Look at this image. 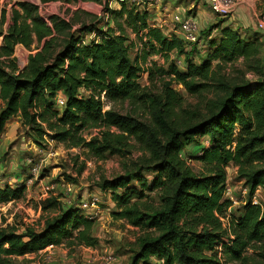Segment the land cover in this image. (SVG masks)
Wrapping results in <instances>:
<instances>
[{
    "label": "trees",
    "instance_id": "1",
    "mask_svg": "<svg viewBox=\"0 0 264 264\" xmlns=\"http://www.w3.org/2000/svg\"><path fill=\"white\" fill-rule=\"evenodd\" d=\"M137 7L121 5L113 14L120 19L126 15L124 23L133 33L145 32V48L157 46L185 57V72L172 67L167 76L196 101L194 106L169 83L140 87L141 73L150 81L156 76L152 66L142 67L154 52L141 50L132 61L126 43L133 42L116 18L118 35L108 28L100 39L84 44L71 31L79 22L84 31L85 22L52 17L47 24L37 5L18 2L5 34L0 32V134L8 120L19 116L37 140L49 133L54 142L84 147L96 159L106 154L129 157L125 174L103 181L101 187L124 191L112 194L118 209L115 218L142 232L132 264H153L152 259L159 264H222L221 253L228 263L254 264L249 251L264 247V204L251 201L257 188L264 191V35L247 37L230 25H217L221 36L212 40L209 34L208 56L194 64L189 60L192 51L185 47L197 42L183 44L149 28L147 12ZM5 14L0 10V22ZM17 46L30 52L22 67L13 58ZM102 95L114 104L128 103L130 109L103 111ZM58 96L64 98L62 107L55 103ZM88 130L97 135L86 141L83 133ZM187 149L198 151L200 172L182 157ZM229 163L237 167L248 201L243 216L224 227L221 220L231 206L224 198ZM142 172L155 173L153 182L129 188L130 180ZM153 192L158 203L150 200ZM22 193V187L6 185L0 188V204L18 200ZM46 208H54L56 214L39 230L0 228V264H15V258L59 245L63 239L70 245L95 244L93 220L84 212L59 208L54 198L46 200Z\"/></svg>",
    "mask_w": 264,
    "mask_h": 264
},
{
    "label": "rangeland",
    "instance_id": "2",
    "mask_svg": "<svg viewBox=\"0 0 264 264\" xmlns=\"http://www.w3.org/2000/svg\"><path fill=\"white\" fill-rule=\"evenodd\" d=\"M236 1L238 2V10L249 8L250 13L251 11L263 12L264 0ZM18 2H29L37 5L41 19L47 24H50L52 17L65 20L78 18L85 22L84 31H81L83 28L81 22L74 25L71 31L75 38H79V41L84 44L97 41L108 28L118 35V30L114 25L116 18L118 22L123 24L127 36L133 42V45L129 42L126 43L132 61L138 57L139 53L141 54V50L154 52L147 57V62L142 67L149 69L152 66V72L156 76L153 81H150L147 73H141L138 79L140 87L157 88L164 82L169 83L171 89L187 99L191 107L196 103L182 86L172 81L169 82L172 77L167 76V74L171 75L172 67L185 72L187 65L185 57L176 56L175 51H161L157 46L153 47L154 50L145 48V32L140 33V35L133 33L124 23L123 19L126 18V15L120 19L113 14V12H119L121 5H123L119 4L117 0H99L97 2L79 0L76 3L1 0L0 10L6 12L4 21L0 22V32L3 34L9 26L11 10ZM125 6L128 8L132 4L126 3ZM137 8L139 12H147L146 20L148 21L149 17L152 16L150 10L146 6H138ZM187 13V11L182 13V16L191 15ZM212 15L214 21L210 23L211 25L202 28L201 31L199 30L197 44L185 47V51H192L189 60L194 64H200L202 58L204 60L208 56L209 39L207 37L209 34L212 40L220 37L221 33L215 27L232 17L225 18ZM250 19H253V15ZM157 30L163 35L161 30ZM176 33L177 35H174ZM176 33H168L169 35L166 37L174 36L184 44L183 32L179 25L176 27ZM1 43L2 37H0V46ZM146 45L149 44L146 43ZM29 53L23 47L17 46L13 58H16L22 67L26 64ZM247 78L251 81L254 79L250 75ZM84 93L81 91L80 95L84 96ZM101 102L103 111L112 108L125 113L130 109L128 103L114 104L107 101L103 95ZM43 128L45 129V127ZM96 135V130H88L83 133L86 141ZM202 139L206 140L205 137ZM201 141L199 142L201 143ZM202 143L207 145L206 142L202 141ZM197 152L196 149H187L183 151L182 157L195 172H200L203 165L195 159ZM129 161L130 158L127 156L122 158L119 155L108 154L101 159L93 158L84 147L66 148L63 144L54 142L49 133L37 140L29 127L21 125L20 117L8 120L0 134V188L6 185L22 187L23 193L18 200L0 204V228L11 226L22 232L25 226H29L39 230L47 219L53 218L56 214L54 208L44 209L46 200L54 198L59 208L73 207L84 212L86 218H91L93 220L92 236L95 238V244L92 247L70 245L68 239H63L59 245L49 246L37 253H29L15 258V264H132L142 232L139 228L131 226L126 220L115 218L118 209L112 199V194L123 195L124 191L114 192L111 189H102L101 187L103 181L112 180L125 174L123 166L128 165ZM225 170L224 198L230 202L231 206L226 212V217L221 221L224 227H227L228 221L237 220L243 216L248 196L243 180L238 177L235 164L229 163ZM154 178L155 173L142 172L137 179L132 178L130 180L129 188L138 187L144 183L150 184ZM146 194H148L147 191ZM149 197L150 200L159 202L155 192L150 193ZM251 201L252 205L264 204L262 188H257ZM258 248L261 249H257L254 253L250 250L249 256L254 257V264H264V247L259 245ZM257 252L260 254L259 257ZM219 257L222 258V264H235L226 262L227 258L224 253H221ZM108 258L111 260L107 261ZM151 261L153 264H159L157 259Z\"/></svg>",
    "mask_w": 264,
    "mask_h": 264
},
{
    "label": "crops",
    "instance_id": "3",
    "mask_svg": "<svg viewBox=\"0 0 264 264\" xmlns=\"http://www.w3.org/2000/svg\"><path fill=\"white\" fill-rule=\"evenodd\" d=\"M146 7L150 10L152 15L147 21L148 27H155L161 30L165 36H168L170 33H176L177 25L172 21V17L176 14H182L187 11V14H191L190 16L197 22L200 31L202 28L211 25L210 23L214 21L212 19L213 15L209 10L208 0H159L158 5ZM251 15L252 11L250 13L249 8H242L239 10L237 8L235 14L231 18L224 21L223 25L220 24V28L224 25H230L233 30H238L247 37H251L254 33H260V36H262V34L264 35V32H257L255 30L253 19H250ZM215 28L219 30L217 26ZM174 35H177V33ZM204 48L206 47L204 46Z\"/></svg>",
    "mask_w": 264,
    "mask_h": 264
},
{
    "label": "built area",
    "instance_id": "4",
    "mask_svg": "<svg viewBox=\"0 0 264 264\" xmlns=\"http://www.w3.org/2000/svg\"><path fill=\"white\" fill-rule=\"evenodd\" d=\"M119 4L126 5V3L135 6H151L158 5L159 0H117ZM209 9L212 14L219 17H231L235 14L238 2L236 0H208ZM254 19V28L257 32H264V12H252ZM172 21L175 25H179L183 32L185 44H193L197 41V35L199 33V27L197 22L191 16H182V14H176L172 17ZM64 98L58 96L55 99L57 106L62 107ZM91 219V218H89ZM52 247V246H51ZM108 258L107 261H110Z\"/></svg>",
    "mask_w": 264,
    "mask_h": 264
}]
</instances>
